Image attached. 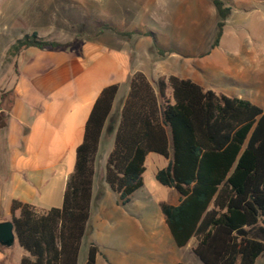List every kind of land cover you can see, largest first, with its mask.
<instances>
[{"label":"trees","instance_id":"obj_1","mask_svg":"<svg viewBox=\"0 0 264 264\" xmlns=\"http://www.w3.org/2000/svg\"><path fill=\"white\" fill-rule=\"evenodd\" d=\"M212 2L219 18L213 43L217 46L232 7L225 0ZM64 45L33 31L16 39L7 56L31 46ZM156 48L160 54L170 51ZM118 89V84L106 86L94 103L62 205L40 212L30 203L12 202L16 237L27 252L20 264H78L88 231L100 138ZM150 153L168 159L155 177L180 195L177 204L160 203L175 243L183 247L195 238L193 251L204 264H255L264 253V108L191 78L170 75L154 86L143 72H136L104 176L120 204H127L144 185ZM98 253V245L90 241L84 264H96Z\"/></svg>","mask_w":264,"mask_h":264},{"label":"crops","instance_id":"obj_2","mask_svg":"<svg viewBox=\"0 0 264 264\" xmlns=\"http://www.w3.org/2000/svg\"><path fill=\"white\" fill-rule=\"evenodd\" d=\"M105 25L116 28L117 31ZM142 28L144 27L140 25L126 27L115 18L111 20L102 17L101 27L92 36L80 32L82 38L79 41H76L77 34L70 35V32L64 31L58 39L48 38V34L36 29L25 33L18 31L19 33L9 39L2 55V58L6 56L10 45L16 39L33 31H37L44 38L65 43L61 48L40 49L31 46L23 49L13 58V65L10 67L12 76L5 78L9 86H0V98L5 93L0 104V222L12 220L14 200L30 203L40 212L62 205L68 178L75 169L77 148L83 142L86 122L94 103L106 86L119 85L100 138L88 231L82 241L78 264L85 263L90 241L97 242L92 238L95 233L91 224L92 207L103 199L106 161L114 146L120 113L129 93L132 76L136 72H143L156 86L159 78L177 75L191 78L206 87L194 68L183 63L179 54H174L171 50L160 54L146 29ZM135 30L139 32H134ZM120 32L134 33L125 35ZM134 35L144 38L135 39ZM142 41L147 53L138 51L137 45ZM161 48L169 50L165 46ZM175 65H181L183 76L174 71ZM216 65L222 67L225 63L219 59ZM231 70L230 67L228 71ZM11 90L13 93L6 95ZM168 95L171 96V87L168 88ZM232 96L255 103L251 97L242 93ZM179 196L175 190L171 204H177ZM19 214L20 211L17 210L15 215ZM125 219L127 230L117 238L115 252L101 250L96 243L99 247L96 264H104L100 262V256L105 264L185 263L181 257L175 256L172 242L168 244V248L163 244L161 236L164 234L168 233L170 241L174 240L165 214L162 216L160 228H139L134 217ZM142 233L158 237L146 243L140 238ZM87 236L90 241L86 243L83 251ZM195 243V238H192L187 245L193 250ZM142 246L151 248L148 258L134 253ZM155 247L157 251L154 250ZM26 254L16 236L12 245L0 244V264H20ZM255 264H264V253L257 258Z\"/></svg>","mask_w":264,"mask_h":264},{"label":"rangeland","instance_id":"obj_3","mask_svg":"<svg viewBox=\"0 0 264 264\" xmlns=\"http://www.w3.org/2000/svg\"><path fill=\"white\" fill-rule=\"evenodd\" d=\"M225 1L232 12L220 44L214 46L218 15L211 0H0V86H9L5 78L12 76L10 67L14 57L6 54L2 58V55L7 42L18 31L25 33L36 29L51 39L62 37L64 31L77 34L76 41H79L82 34L92 36L101 27V18L105 17L115 18L126 27H144L152 44L179 54L183 63L194 68L206 87L231 96L242 93L264 108V0ZM137 46L139 52L147 53L144 41ZM216 59L224 61L225 66L218 67ZM180 66L175 65L174 71L183 76ZM230 67L231 72L228 71ZM165 164L164 156L150 154L144 185L132 194L127 204L118 203L117 193L104 180L103 199L93 204L91 221L95 228L92 238L101 250L115 252L117 238L127 230L125 218L134 217L139 228H160L164 214L159 201L173 203L175 194L174 189L155 177L156 171ZM157 237L140 235L146 243ZM161 237L165 248L172 242L175 256L185 263L203 264L190 245L177 247L168 233ZM89 241L87 236L83 251ZM150 251L149 246H142L134 253L148 258ZM99 259L105 264L101 256Z\"/></svg>","mask_w":264,"mask_h":264},{"label":"water","instance_id":"obj_4","mask_svg":"<svg viewBox=\"0 0 264 264\" xmlns=\"http://www.w3.org/2000/svg\"><path fill=\"white\" fill-rule=\"evenodd\" d=\"M14 223L12 220H5L0 222V244L3 246H10L15 240Z\"/></svg>","mask_w":264,"mask_h":264}]
</instances>
